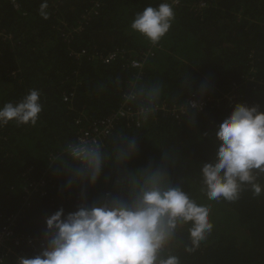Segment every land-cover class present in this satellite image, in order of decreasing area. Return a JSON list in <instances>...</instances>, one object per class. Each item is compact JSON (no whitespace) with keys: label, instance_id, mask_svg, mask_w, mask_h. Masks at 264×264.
Listing matches in <instances>:
<instances>
[{"label":"trees","instance_id":"1","mask_svg":"<svg viewBox=\"0 0 264 264\" xmlns=\"http://www.w3.org/2000/svg\"><path fill=\"white\" fill-rule=\"evenodd\" d=\"M16 1L14 9L10 0H0V107L36 89L43 110L35 126L10 122L0 127V225L23 205L25 189L52 159L59 177L45 195L29 198L16 227L23 235H40L46 218L57 210L67 214L82 202L98 203L116 194L117 183L127 187L134 174L142 178L151 168L209 207L213 226L195 247L191 224L179 226L160 259L264 264V173H254L262 188L259 196L243 184L239 197L229 201L207 198L201 171L215 161V129L232 112L224 93L237 87L244 105L264 111V0H205L201 9L196 7L200 0H181L169 33L140 74L130 61L141 56L149 41L132 32L130 24L137 13L164 0H47V20L39 14L43 0ZM114 50L123 51L122 58L105 64ZM76 52L83 55L77 58ZM130 88L136 92L134 101L128 97ZM192 95L206 103L202 113L173 115L162 109L179 107ZM124 103L144 115L132 123L114 122L102 141L105 166L94 187L69 189L68 175L78 167L67 156L81 129L76 121L85 127ZM133 141L135 153L120 161ZM41 250L23 247L18 252L31 258ZM11 258L0 252V264H15Z\"/></svg>","mask_w":264,"mask_h":264},{"label":"clouds","instance_id":"2","mask_svg":"<svg viewBox=\"0 0 264 264\" xmlns=\"http://www.w3.org/2000/svg\"><path fill=\"white\" fill-rule=\"evenodd\" d=\"M175 3L166 0L158 7H146L135 15L130 30L158 44L175 20ZM47 9L43 0L39 14L45 20ZM40 97V91L32 89L19 102L0 107V127L10 122L35 126L43 110ZM192 107H197L195 102ZM215 138V161L201 170L207 198L235 200L243 184H250L259 196L262 188L254 173H264V111L236 104L216 127ZM135 151L133 141L118 159L125 161ZM69 156L78 167L68 175L67 187H94L105 166L99 145L81 142L70 147ZM209 213V207L171 186L166 173L149 168L142 178L134 174L127 187L117 183L116 194L98 203L82 202L74 212L65 214L61 208L47 217L44 247L31 258L19 255L18 264H179L175 256L160 259V252L184 224H191L189 237L198 246L213 227Z\"/></svg>","mask_w":264,"mask_h":264},{"label":"built area","instance_id":"3","mask_svg":"<svg viewBox=\"0 0 264 264\" xmlns=\"http://www.w3.org/2000/svg\"><path fill=\"white\" fill-rule=\"evenodd\" d=\"M12 6L14 9L18 8V4L16 0H10ZM166 2V0H164ZM163 2V3H164ZM181 4V0H176V3L174 4V8L179 7ZM206 5L205 0H200L196 7L198 9L204 8ZM94 10H91L93 12ZM89 13H87L85 16H87ZM82 25L81 23L76 24V26ZM77 31H79L81 28L76 27ZM157 45L152 44L148 42V46L146 50L141 54L139 58H134L130 61V67L135 69L138 74H140L143 71L144 62L145 60L153 56L154 51L153 49ZM75 55V57H79L83 55L81 52L72 53ZM123 51L121 50H114L108 53L105 58L103 59V62L105 64H108L112 62L113 60L117 58H122ZM134 88H130L128 91V97L130 100L135 99L136 92ZM225 98L224 101L227 105V108L232 111L236 104H243L241 101L238 88L232 87L230 88L226 93L223 94ZM64 102L68 101L67 97L63 98ZM196 103L197 107L193 108L192 104ZM206 107V103L203 100L197 99L194 95L190 96L188 101L179 107L174 106L172 108L163 107L162 109L166 110V112L171 113L173 115H183L186 114L187 111H195L196 113H202ZM145 111H133L126 103L123 105H120L116 111H114L111 115H109L107 118L103 120H93L90 121L85 127H83V122L81 120H77L76 124L81 127L79 129L76 138V144H79L81 142H87L89 144H97L99 145L100 149L103 147V139H105L107 136L110 135V133L113 130L114 122L118 120L125 121L127 123L135 122L136 120H139L144 115ZM141 114V116H139ZM73 146V145H71ZM67 150V156H69V149ZM55 159L51 160V163L44 168L42 171H39V176L37 178H33L34 181H32L28 188L25 189V196L22 198L23 205L21 203V207L18 209V211L14 212V214L10 215L5 219V225H0V252H2V257L6 256H15V263L18 264V258L22 256L17 255L18 249H22L23 247H38L39 249H42L44 247L45 243V231L37 236H29V235H23L17 230V222L21 218H23L24 214L26 213V209L28 207V200L31 198L34 194H42L45 195V190L49 187V185L52 183V180L54 178L59 177V173L53 170V163ZM30 171V169H29ZM5 254V255H3Z\"/></svg>","mask_w":264,"mask_h":264},{"label":"rangeland","instance_id":"4","mask_svg":"<svg viewBox=\"0 0 264 264\" xmlns=\"http://www.w3.org/2000/svg\"><path fill=\"white\" fill-rule=\"evenodd\" d=\"M226 226L228 227V226H230L228 223H226ZM18 250H20V249H18ZM19 254V252L17 251V255ZM19 256V255H18ZM13 261H15V256H12V258H11Z\"/></svg>","mask_w":264,"mask_h":264}]
</instances>
